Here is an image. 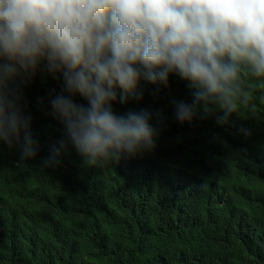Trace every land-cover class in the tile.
<instances>
[{
  "label": "clouds",
  "instance_id": "9594fccd",
  "mask_svg": "<svg viewBox=\"0 0 264 264\" xmlns=\"http://www.w3.org/2000/svg\"><path fill=\"white\" fill-rule=\"evenodd\" d=\"M45 74L62 79L48 101L62 125L54 126L63 137L56 143L49 121L36 134L23 106L22 85ZM173 79L186 84L184 98L180 88L167 90ZM141 80L149 85L139 88ZM117 89L121 102L156 103L160 129L206 154L220 189L205 196L201 233L233 240L220 249L226 264H264V137L254 146L243 138L254 119L264 121V0H0V191L17 184L14 192L28 195L52 168L71 167L77 177L81 158L94 167L154 149L151 114H116ZM217 123L226 134L214 150ZM42 162L52 168L39 175ZM202 168L209 171L205 161ZM55 209L0 213L16 227L22 263L36 255L29 237L54 236Z\"/></svg>",
  "mask_w": 264,
  "mask_h": 264
},
{
  "label": "trees",
  "instance_id": "16d2710c",
  "mask_svg": "<svg viewBox=\"0 0 264 264\" xmlns=\"http://www.w3.org/2000/svg\"><path fill=\"white\" fill-rule=\"evenodd\" d=\"M175 76V75H174ZM176 77V76H175ZM178 79V78H176ZM179 80V79H178ZM168 82L167 90H178L186 96L183 84ZM149 84L141 80V86ZM26 88V89H25ZM62 79L45 74L36 82L22 86L23 106L36 117V134L42 121H49L55 133L54 143L63 138L56 127L62 125L51 115L49 99L61 92ZM162 88H166L162 86ZM44 89H48L44 96ZM112 102L113 111L120 115L129 111L149 112V123L158 132L155 148L135 157H123L118 163L85 166L83 160L73 163L79 170L74 177L71 167L38 166L39 175L51 169L52 178L36 182L32 193L18 194L17 184L0 191V213L18 210L27 212L37 204L55 207L54 236L41 241L37 235L28 238L36 246L31 263H22L23 243L15 225L0 219V264H226L228 255L220 256L222 247L232 242L223 235H203L205 199L208 193L220 189L211 180L206 154L200 149L189 151L163 132V118L156 103L130 96L126 102ZM80 104L86 101L74 97ZM191 102V100H190ZM243 135L250 144L264 137V121L254 119ZM226 132L217 123L211 134L212 148L217 149ZM34 138H36L34 136ZM39 149L46 148L40 139ZM53 143V144H54ZM73 150L69 145L67 151ZM206 162L207 168L203 169ZM135 166V167H134ZM223 183L221 179H216ZM202 200L194 210L196 200ZM204 208V211H199ZM264 263V238L261 240ZM234 246V245H233ZM253 264H259L254 262Z\"/></svg>",
  "mask_w": 264,
  "mask_h": 264
},
{
  "label": "bare ground",
  "instance_id": "6f19581e",
  "mask_svg": "<svg viewBox=\"0 0 264 264\" xmlns=\"http://www.w3.org/2000/svg\"><path fill=\"white\" fill-rule=\"evenodd\" d=\"M23 86V85H22ZM26 89V88H25Z\"/></svg>",
  "mask_w": 264,
  "mask_h": 264
}]
</instances>
